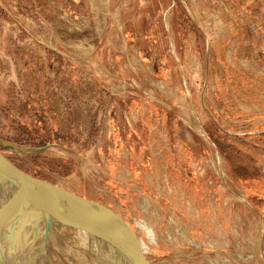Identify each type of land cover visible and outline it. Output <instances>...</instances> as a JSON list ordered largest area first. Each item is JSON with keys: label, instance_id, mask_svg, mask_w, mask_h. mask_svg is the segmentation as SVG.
Segmentation results:
<instances>
[{"label": "rangeland", "instance_id": "rangeland-1", "mask_svg": "<svg viewBox=\"0 0 264 264\" xmlns=\"http://www.w3.org/2000/svg\"><path fill=\"white\" fill-rule=\"evenodd\" d=\"M0 151L153 264H264V0H0ZM73 242L49 264H93Z\"/></svg>", "mask_w": 264, "mask_h": 264}, {"label": "water", "instance_id": "water-1", "mask_svg": "<svg viewBox=\"0 0 264 264\" xmlns=\"http://www.w3.org/2000/svg\"><path fill=\"white\" fill-rule=\"evenodd\" d=\"M5 145L17 151L13 145ZM49 147L51 145L42 149ZM0 199L10 207L9 212L0 217V264H45L50 234L55 226L81 230L93 238L108 240L131 264H153L143 251L133 224L115 205L80 187L29 173L1 151ZM55 203L67 209L57 210ZM95 229L105 236L99 238L101 234ZM9 234H13L11 240L14 245L7 251L6 259L1 249ZM38 236L40 246L37 244ZM28 237L31 239L21 253L23 241ZM87 254L98 263L91 251Z\"/></svg>", "mask_w": 264, "mask_h": 264}, {"label": "bare ground", "instance_id": "bare-ground-1", "mask_svg": "<svg viewBox=\"0 0 264 264\" xmlns=\"http://www.w3.org/2000/svg\"><path fill=\"white\" fill-rule=\"evenodd\" d=\"M55 208L57 210H66V206L62 204L55 203ZM10 210V207L5 205L4 201L0 199V217L7 214ZM99 235V238L102 235L103 232H100V230L95 229ZM51 232H55L61 237H64L67 239V237L72 238L75 240V242L72 243V246L76 249H79L83 251L84 253H87L88 251H91L92 254L97 258L98 263L93 262V264H131L127 257H125L119 249H117L113 244H110L108 240H100L98 238H93L89 236L87 233L81 231V230H75L71 228H61L59 226H55ZM51 235V234H50ZM13 234L7 235L6 239L4 240V244L1 249V254L3 257H6L8 259V250L11 246L14 245V242H12ZM31 238H27L23 241V244L21 246V253H23L29 243ZM37 244L40 246L41 240L40 236L37 237ZM52 248V247H51ZM45 264H49L48 260L45 262Z\"/></svg>", "mask_w": 264, "mask_h": 264}]
</instances>
